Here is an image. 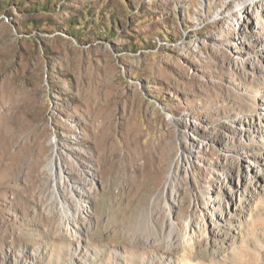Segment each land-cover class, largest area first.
Masks as SVG:
<instances>
[{
  "label": "rangeland",
  "instance_id": "374dc122",
  "mask_svg": "<svg viewBox=\"0 0 264 264\" xmlns=\"http://www.w3.org/2000/svg\"><path fill=\"white\" fill-rule=\"evenodd\" d=\"M236 2L0 0V264H148L169 241L176 264H264V199L231 247L206 244L202 212L210 146L233 144L223 135L261 96L264 32L234 38ZM53 152L73 178L94 174L81 245L61 229Z\"/></svg>",
  "mask_w": 264,
  "mask_h": 264
},
{
  "label": "bare ground",
  "instance_id": "6f19581e",
  "mask_svg": "<svg viewBox=\"0 0 264 264\" xmlns=\"http://www.w3.org/2000/svg\"><path fill=\"white\" fill-rule=\"evenodd\" d=\"M237 5V31L234 35L235 39H240L242 33L247 30L248 26L251 32L263 30L264 32V0L254 2L246 8L244 0H236ZM239 20V21H238ZM244 28V29H243ZM264 44V40L260 41ZM260 53L264 52V45L260 47ZM262 81L256 84L255 89L261 93L258 97V104L251 114L240 115L234 117L236 123V137L223 135V138L230 140L233 144L217 142L215 146H210L212 152H219L216 161V184L212 191L209 192L206 207L203 212V220L210 219L212 225L206 231V244L212 246L223 245L230 246L237 238H241L246 232L248 225L252 219L253 213L258 209L264 199V63L259 68ZM251 115V116H248ZM256 117L257 122H253ZM250 119V121L248 120ZM248 122V128L245 123ZM231 126V125H230ZM194 141V140H193ZM216 147V148H215ZM258 149L261 152L257 154ZM59 154V153H58ZM57 153L53 152L48 159L44 169L50 174L52 180L51 193L59 200L61 218V229L69 234L76 235V240L80 245L87 241L90 230L93 229L90 220L94 216L90 209H84L78 203L82 198L93 200L92 194L93 181L86 176L93 177L91 170L83 171L82 178H73L70 176V170L61 162ZM227 155L236 156L238 165L232 168L226 163ZM245 155L246 158H241ZM263 162V164H261ZM85 173V174H84ZM173 173V172H172ZM171 171L168 178H172ZM69 180V183L62 182L63 175ZM70 187L74 194L73 198L67 197L66 188ZM95 186V185H94ZM81 191V192H80ZM171 204L168 205L166 211V223L169 229V235L173 234L176 238V244L179 243V235L174 217H172V208L177 207L176 198H171ZM206 202V201H205ZM157 197L151 198L152 209L155 210ZM85 208V207H84ZM77 211L81 214L77 215ZM174 245L168 242L165 248L155 247L152 252L147 255L148 264H176L173 260ZM143 248V247H142ZM145 248V247H144ZM134 252L131 254L134 255Z\"/></svg>",
  "mask_w": 264,
  "mask_h": 264
}]
</instances>
